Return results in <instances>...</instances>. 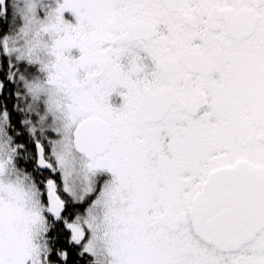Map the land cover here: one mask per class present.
Instances as JSON below:
<instances>
[{
  "label": "snow or ice",
  "instance_id": "snow-or-ice-1",
  "mask_svg": "<svg viewBox=\"0 0 264 264\" xmlns=\"http://www.w3.org/2000/svg\"><path fill=\"white\" fill-rule=\"evenodd\" d=\"M0 264H264V0H0Z\"/></svg>",
  "mask_w": 264,
  "mask_h": 264
}]
</instances>
